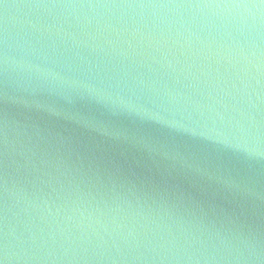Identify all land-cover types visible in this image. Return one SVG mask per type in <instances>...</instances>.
<instances>
[{
	"label": "water",
	"instance_id": "95a60500",
	"mask_svg": "<svg viewBox=\"0 0 264 264\" xmlns=\"http://www.w3.org/2000/svg\"><path fill=\"white\" fill-rule=\"evenodd\" d=\"M5 264H264L259 0H0Z\"/></svg>",
	"mask_w": 264,
	"mask_h": 264
},
{
	"label": "snow or ice",
	"instance_id": "6c2138e0",
	"mask_svg": "<svg viewBox=\"0 0 264 264\" xmlns=\"http://www.w3.org/2000/svg\"><path fill=\"white\" fill-rule=\"evenodd\" d=\"M261 5H264V0H259ZM0 264H5L3 259H0Z\"/></svg>",
	"mask_w": 264,
	"mask_h": 264
}]
</instances>
